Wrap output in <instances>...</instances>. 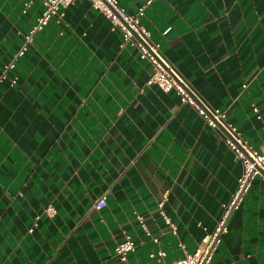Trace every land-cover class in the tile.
Wrapping results in <instances>:
<instances>
[{"label": "crops", "instance_id": "1", "mask_svg": "<svg viewBox=\"0 0 264 264\" xmlns=\"http://www.w3.org/2000/svg\"><path fill=\"white\" fill-rule=\"evenodd\" d=\"M147 1L119 3L136 13ZM42 9L0 0V76ZM62 11L0 85V264H164L194 252L234 194L240 161L175 92L148 84L152 65L121 47L89 0ZM143 22L174 69L258 148L264 0H153ZM126 235L136 249L122 262L115 248ZM211 264H264L263 179L231 214Z\"/></svg>", "mask_w": 264, "mask_h": 264}, {"label": "built area", "instance_id": "2", "mask_svg": "<svg viewBox=\"0 0 264 264\" xmlns=\"http://www.w3.org/2000/svg\"><path fill=\"white\" fill-rule=\"evenodd\" d=\"M43 9L36 23L29 33L25 35V44L14 56V61L4 67L0 76V85L6 79L8 70L15 68V62L28 50L35 34L45 29L54 18L63 17V9L72 5L76 0H38ZM92 7L101 12L111 23L112 30L119 31L123 42L121 47L130 46L140 53L142 60L148 61L153 72L148 80V84L158 86L163 92H175L183 104L192 107L204 120L205 124L212 130L224 134V141L227 148L234 153L241 163V175L237 181V188L230 201L225 204L221 218L218 220L214 230L206 232L198 248L192 253H186L183 257L164 264H211L218 245L228 232V220L233 212L243 205L245 196L250 191L253 182L257 178L264 180V140L258 148L253 147L241 134L237 126L230 121L226 112L208 104L191 84L179 74L171 62L163 55L161 45L152 39L151 32L143 22L145 9L153 0H148L136 13H130L121 6L119 0H89ZM17 84L16 78L11 81V86ZM246 87V86H244ZM254 111L258 113L255 107ZM259 120H262L259 117ZM264 129V122H263ZM107 206L106 195L101 196L94 204L98 211ZM163 202L159 204L160 214L165 222L171 224L170 219L164 216L162 211ZM47 213L53 215L54 208H47ZM142 229L150 235L142 217L138 218ZM173 227V226H172ZM33 229H30L32 232ZM173 231L175 228L173 227ZM158 242V239H154ZM136 247L131 236L126 235L124 240L115 248V254L122 262H127L129 255L135 251ZM165 256L164 252L150 254L151 258L158 261Z\"/></svg>", "mask_w": 264, "mask_h": 264}]
</instances>
